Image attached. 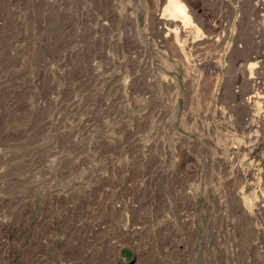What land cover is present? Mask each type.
<instances>
[{
    "label": "rangeland",
    "instance_id": "1",
    "mask_svg": "<svg viewBox=\"0 0 264 264\" xmlns=\"http://www.w3.org/2000/svg\"><path fill=\"white\" fill-rule=\"evenodd\" d=\"M167 1L0 0V264H264V0Z\"/></svg>",
    "mask_w": 264,
    "mask_h": 264
},
{
    "label": "bare ground",
    "instance_id": "2",
    "mask_svg": "<svg viewBox=\"0 0 264 264\" xmlns=\"http://www.w3.org/2000/svg\"><path fill=\"white\" fill-rule=\"evenodd\" d=\"M256 6H258V5H256ZM255 6V7H256ZM257 9H255V11H256ZM166 12L168 13V15H167V17H165L164 18V20H162L161 22H160V24H161V26H162V28H163V30L162 31H164L165 30V34H164V36L166 37V38H170V39H173V38H175V40H176V43H177V39L181 36V39H182V37L184 36H186V34L188 33L187 31H186V24H190L191 23V21H190V17H189V15L187 14V12H186V8H185V6L182 4V3H180L178 0H168L167 1V5H166ZM134 18V17H133ZM159 25V24H158ZM159 29H160V27H159ZM160 32V31H159ZM158 32V33H159ZM187 36H188V34H187ZM183 37V38H184ZM180 39V38H179ZM178 39V40H179ZM181 39H180V41H181ZM192 39V38H191ZM249 58H251V57H249ZM252 59V58H251ZM251 59H249V60H251ZM255 64L256 63H251L250 64V68L252 67V66H255ZM244 74V73H243ZM164 80V82H166V83H170L171 81H168V79L166 80V78L165 79H163ZM252 96H250V97H248V99L249 100H247L248 102H250V98H251ZM159 166V165H158ZM157 166V167H158ZM160 167V166H159ZM160 170H162L161 168H160ZM164 170H165V168H164ZM167 170V169H166ZM156 171V170H155ZM160 172V171H159ZM164 172V171H163ZM172 172V171H171ZM155 173V172H154ZM157 173V172H156ZM156 173H155V175H156ZM166 174V173H165ZM169 174H171V173H169ZM168 174V175H169ZM173 174V173H172ZM153 175V174H152ZM160 175V174H159ZM161 175H162V171H161ZM164 175V174H163ZM167 176V175H166ZM172 176V175H171ZM178 176V175H177ZM155 177H157V176H155ZM159 178V177H158ZM160 178H163V177H161L160 176ZM159 178V179H160ZM169 178V177H168ZM173 178H175V175H174V177ZM172 178V179H173ZM176 179V181H178V179H177V177L175 178ZM156 180H157V178H156ZM162 181H163V179H161ZM181 181V180H180ZM157 183V182H156ZM159 183H162V182H160V180H159ZM159 183H157V186H158V184ZM164 184V183H163ZM172 184H173V182H172ZM180 184V183H179ZM128 185V184H127ZM131 185H134V184H131ZM131 185H130V187H131ZM140 186H141V184H139ZM138 185V186H139ZM156 185V184H155ZM143 186V185H142ZM163 186V185H162ZM174 186V185H173ZM172 186V187H173ZM179 186H182L181 184L179 185ZM184 186V185H183ZM182 186V187H183ZM156 187V186H155ZM129 188V187H128ZM139 188H141V187H139ZM158 188V187H157ZM160 188L161 187H159V189L158 190H160ZM175 188V187H174ZM173 188V189H174ZM180 188V187H179ZM178 188V189H179ZM156 189V188H155ZM172 189V188H171ZM184 189V188H183ZM140 190H142V189H140ZM170 190V189H169ZM175 190V189H174ZM176 190H177V188H176ZM175 190V191H176ZM144 191V190H143ZM160 191H164V190H160ZM172 191V190H171ZM177 191H179V190H177ZM176 191V192H177ZM180 192V191H179ZM185 192V191H184ZM157 193V195H158V191L156 192ZM161 193V192H160ZM162 194V193H161ZM164 194V193H163ZM162 194V195H163ZM178 194V193H177ZM182 194H183V192H182ZM187 194H189L188 192H187ZM152 195V194H151ZM160 196L161 198L164 196ZM181 195V194H180ZM155 196V195H154ZM159 196V195H158ZM152 197H153V195H152ZM189 197V196H188ZM156 198V197H155ZM164 198V197H163ZM191 199H192V197H190ZM189 198V199H190ZM153 200H154V198H153ZM160 200V199H159ZM163 200V199H162ZM156 203H157V201H155ZM159 202V201H158ZM162 202V201H161ZM160 202V203H161ZM167 202V201H166ZM189 202L191 203V201L189 200ZM153 203H154V201H153ZM159 203V204H160ZM165 203V202H164ZM178 203V202H177ZM194 203V202H193ZM155 204V203H154ZM158 204V203H157ZM162 204H163V202H162ZM168 204V203H167ZM192 204V203H191ZM131 205V204H130ZM179 205H181V204H179ZM178 205V206H179ZM190 205V204H189ZM160 206V205H159ZM157 207V208H160L161 209V206L160 207ZM162 206H165L164 204L162 205ZM193 205H191V207H192ZM155 207H156V205H155ZM167 206H165V208H166ZM171 207V206H170ZM170 207L169 208H167V209H169L170 210ZM180 207V206H179ZM131 208H133V207H131ZM121 209V208H120ZM155 209V208H154ZM159 209V210H160ZM162 209H163V207H162ZM175 209H176V205H175ZM179 209V208H178ZM158 210V211H159ZM181 210H182V208H181ZM119 211V210H118ZM157 211V212H158ZM177 211H179V213H180V210H177ZM156 212V213H157ZM159 212H161L162 213V210L161 211H159ZM165 212V211H164ZM173 212V211H172ZM175 213H176V210L174 211ZM171 213V210L169 211V214ZM181 213H183V211L181 212ZM159 214V213H158ZM178 214V213H177ZM177 214H174V215H177ZM157 215V214H156ZM173 215V214H172ZM172 215H171V217H172ZM181 215V214H180ZM182 215H184V214H182ZM182 215L180 216V217H182ZM161 216V215H160ZM162 216H163V213H162ZM127 217H129V216H127ZM168 217H170V216H168ZM178 217V216H177ZM176 217V218H177ZM180 217H178V218H180ZM156 218V217H155ZM165 219H167L166 217H164ZM158 219V218H157ZM184 219V218H183ZM169 220H171V218H169ZM179 220H182V219H178V221ZM188 220V219H187ZM160 221V220H159ZM168 221V220H167ZM178 221H177V223H178ZM182 221H184V220H182ZM163 222V221H162ZM166 222V221H165ZM171 222V221H170ZM190 222V221H189ZM157 223H158V221H157ZM177 223H175V224H177ZM184 223H186V221L184 222ZM183 222H182V224H184ZM159 224H161V222L159 223ZM164 224V223H163ZM168 224H173V223H169L168 222ZM168 224H167V226H168ZM189 225V226H188ZM188 228L190 227V224L188 223ZM97 226V225H96ZM99 226V225H98ZM98 226H97V228H98ZM128 226H129V224H128ZM164 227H165V225H163ZM162 226V227H163ZM172 226V225H171ZM180 226H182L181 224H180ZM179 226V227H180ZM186 226V227H187ZM100 227V226H99ZM161 227V226H160ZM186 227H184L183 226V228H186ZM101 228V227H100ZM124 228H125V226H124ZM131 228V227H130ZM167 228H169V227H167ZM171 228V227H170ZM158 230H159V228H157ZM96 230V229H95ZM94 230V231H95ZM99 230H101V229H99ZM117 230H119V229H117ZM157 230V231H158ZM160 230H161V228H160ZM122 231H123V229H122ZM138 231V230H137ZM136 232V231H135ZM159 232V231H158ZM132 234V233H131ZM133 234H135L134 233V231H133ZM139 234V233H138ZM136 235H137V233H136ZM135 235V236H136ZM114 244V246H112V247H115V249H117V247H118V245H117V243L115 244V243H111V245H113Z\"/></svg>",
    "mask_w": 264,
    "mask_h": 264
}]
</instances>
